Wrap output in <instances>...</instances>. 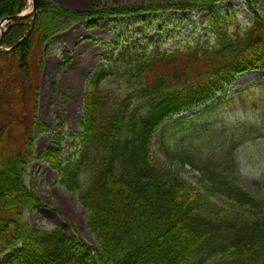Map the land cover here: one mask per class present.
Returning <instances> with one entry per match:
<instances>
[{"label": "trees", "instance_id": "obj_1", "mask_svg": "<svg viewBox=\"0 0 264 264\" xmlns=\"http://www.w3.org/2000/svg\"><path fill=\"white\" fill-rule=\"evenodd\" d=\"M222 1L86 11L38 0L32 22L27 17L7 24L3 46L11 49L0 51V207L11 215L0 216V264H264V201L231 177V150L256 128L240 124L228 131L220 116L234 98L216 97L237 75L264 69V16L256 0H244L251 13L245 26L236 13L217 11ZM29 2L0 0V20L22 13ZM205 9L212 16L204 43L169 50L161 38H150L105 55L86 80L79 143L64 159L58 135L42 155L89 211L99 246L60 227L32 229L25 211L44 206L28 188L26 172L36 159L34 142L46 130L36 117L45 44L88 20L94 27L109 17L168 10L188 16ZM165 121L161 147L170 161L199 172L205 194L154 162L151 138ZM19 122L20 146L6 148ZM218 194L260 212L236 223L222 212L210 215L202 202Z\"/></svg>", "mask_w": 264, "mask_h": 264}, {"label": "rangeland", "instance_id": "obj_2", "mask_svg": "<svg viewBox=\"0 0 264 264\" xmlns=\"http://www.w3.org/2000/svg\"><path fill=\"white\" fill-rule=\"evenodd\" d=\"M56 4L72 10L91 11L97 6H126L155 4L164 5L171 0H52ZM257 10L264 16V0H256ZM222 14L230 12L237 15L243 25H248L250 11L244 0H226L216 4ZM32 10V1L24 10ZM212 13L202 10L198 13L188 12V16L177 10L158 13H142L109 17L91 27V21L76 23L70 29L52 37L44 46V66L38 84V107L36 117L46 130L40 133L34 142L36 159L27 167L26 183L43 201L44 206L25 211L24 218L32 229L44 231L54 227L78 234L90 245L99 246L97 235L89 227V211L78 200L76 192L69 191L58 181V172L53 169L42 155L61 136L62 157L79 143L82 131L81 120L84 110L86 80L105 55L111 51L118 52L126 44L150 38L164 42V47L174 50L200 39L206 40V29ZM214 39V37H213ZM65 51L69 52L66 58ZM264 69L247 71L237 75L219 95L232 99L220 121L227 125L228 131L240 124L255 126L256 130L231 150V177L238 185L247 190L258 200L264 201ZM246 88V89H245ZM245 89V90H244ZM241 92V100L239 99ZM25 103L26 99H20ZM258 104L257 106H254ZM30 106V101H29ZM196 109V108H194ZM230 109L235 111L230 112ZM193 109L187 113L192 112ZM179 115H174V119ZM169 121L162 123L151 138L150 150L157 167L170 172L194 192L205 194L206 190L199 182L200 174L189 165L170 161L161 147V132ZM8 135L6 148L20 146L22 126ZM189 134V127L185 129ZM182 136L178 137L181 141ZM202 208L210 215L222 212L233 222L249 220L257 215L249 206H238L223 195L204 198ZM264 208V206H263ZM264 210V209H263ZM11 215V212L0 207V216ZM2 258V257H0ZM210 260L206 264H212Z\"/></svg>", "mask_w": 264, "mask_h": 264}, {"label": "water", "instance_id": "obj_3", "mask_svg": "<svg viewBox=\"0 0 264 264\" xmlns=\"http://www.w3.org/2000/svg\"><path fill=\"white\" fill-rule=\"evenodd\" d=\"M38 12V0H32V10L30 12H25V13H20V14H15L11 16H6L0 20V29L3 24H7L9 22H16L18 20H21L23 18L31 17V22L35 19V16ZM6 28H3L0 34V51L5 50L2 42H3V33ZM25 38V36H24ZM23 38V39H24Z\"/></svg>", "mask_w": 264, "mask_h": 264}, {"label": "bare ground", "instance_id": "obj_4", "mask_svg": "<svg viewBox=\"0 0 264 264\" xmlns=\"http://www.w3.org/2000/svg\"><path fill=\"white\" fill-rule=\"evenodd\" d=\"M23 12H25V11H23ZM5 26H6L5 24L2 25V27H1V29H0V34H1L2 29H3Z\"/></svg>", "mask_w": 264, "mask_h": 264}]
</instances>
